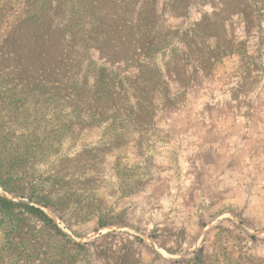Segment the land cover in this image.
I'll use <instances>...</instances> for the list:
<instances>
[{
  "label": "rangeland",
  "instance_id": "rangeland-1",
  "mask_svg": "<svg viewBox=\"0 0 264 264\" xmlns=\"http://www.w3.org/2000/svg\"><path fill=\"white\" fill-rule=\"evenodd\" d=\"M90 2L92 27L49 0L34 26L0 37V83L43 76L69 101L61 127L48 101L37 122L52 136L35 142L56 149L55 166L76 160L104 181L101 210L67 222L19 195L25 166L3 169L14 194L0 193L43 208L67 236L18 214L13 264H264V0ZM242 16L256 38L234 36ZM67 120L81 122L74 134Z\"/></svg>",
  "mask_w": 264,
  "mask_h": 264
},
{
  "label": "trees",
  "instance_id": "trees-1",
  "mask_svg": "<svg viewBox=\"0 0 264 264\" xmlns=\"http://www.w3.org/2000/svg\"><path fill=\"white\" fill-rule=\"evenodd\" d=\"M63 3L66 4V8L71 11L72 15L75 13L84 14L80 16L82 22L87 15L89 27L94 25V10L90 0H63ZM48 4L49 0H36L32 4L27 0H1L0 30L2 32H0V37L4 36L5 38L7 35H11L16 29H30L31 26L39 22V16L44 14ZM79 33H83L82 30L76 29L68 32L72 41ZM183 35L187 41V30ZM99 82L101 81L98 80L97 90L101 88ZM5 83H0V186L14 194L11 186L7 183L10 175L5 178L2 171L6 169L5 173L12 174L13 167L17 164L20 167L25 166L28 172L27 177L31 179L27 187L29 192H22L19 195L43 206L54 207L60 219L69 222L68 220L74 215L100 211L102 207L97 200V192L100 189L99 183L104 181L96 180L97 168L90 165L87 169L81 170L76 160L59 161V165L55 166V160H50V155L57 153L56 149L47 147L43 142L37 143L38 141L35 142L33 139L41 137L42 134L43 138L51 137L52 133L47 130L53 128L54 125L62 126L64 122L62 117L69 101L64 100L60 95L53 94L50 91L51 84L48 85L43 76L38 79L25 80L19 85L8 79ZM87 90L88 86H83L82 91ZM48 101H51L53 103L51 106L54 107L53 126L46 120L37 122L40 116L46 113ZM90 107H93L90 112L94 117L102 114L99 106ZM79 109V103H77L74 111L81 112ZM33 111L38 113V116L33 114ZM65 123L66 130L73 134L76 128L81 126V122L75 120H67ZM82 183L85 184V188H82ZM80 190L87 192L83 200L81 198L84 196L80 197L79 195ZM91 203L98 207L96 211L89 212L90 210L86 208ZM24 213L38 217L54 228L58 234L67 237L43 208L24 201L13 200L0 193V239L3 240L0 243V264H13L14 259L21 252L17 243L10 238V234L18 228L23 220V217L18 214ZM106 225L108 222L101 218L99 226ZM74 244L80 246L76 242Z\"/></svg>",
  "mask_w": 264,
  "mask_h": 264
},
{
  "label": "crops",
  "instance_id": "crops-1",
  "mask_svg": "<svg viewBox=\"0 0 264 264\" xmlns=\"http://www.w3.org/2000/svg\"><path fill=\"white\" fill-rule=\"evenodd\" d=\"M236 18H237V16H236ZM241 22H242V24L240 23V22H237L236 24H235V32H234V36H237L238 37V32L242 29V28H245V30H247V32H250L251 34H250V36L251 37H254V38H256V30H254V29H249L248 28V25H247V23H246V21H245V18H244V16H242V18H241ZM243 25V26H242ZM240 39V38H239ZM231 113V112H230ZM231 115H237V112L236 113H234V114H231ZM221 128H223V124H221V126H220ZM236 127H240L238 124H236ZM241 128V127H240ZM239 128V129H240ZM228 129V128H227ZM227 129H226V131H227ZM226 133V132H225Z\"/></svg>",
  "mask_w": 264,
  "mask_h": 264
}]
</instances>
